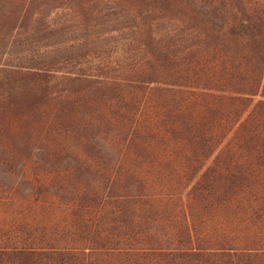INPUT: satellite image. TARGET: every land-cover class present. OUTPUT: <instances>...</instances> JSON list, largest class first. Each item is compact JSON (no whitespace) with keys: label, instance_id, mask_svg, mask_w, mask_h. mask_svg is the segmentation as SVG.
<instances>
[{"label":"trees","instance_id":"1","mask_svg":"<svg viewBox=\"0 0 264 264\" xmlns=\"http://www.w3.org/2000/svg\"><path fill=\"white\" fill-rule=\"evenodd\" d=\"M0 264H264V0H0Z\"/></svg>","mask_w":264,"mask_h":264}]
</instances>
